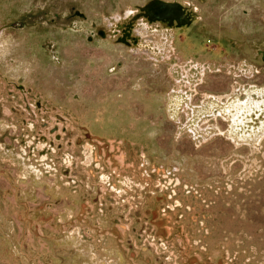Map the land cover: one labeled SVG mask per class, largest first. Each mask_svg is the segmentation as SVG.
<instances>
[{
    "label": "rangeland",
    "instance_id": "1",
    "mask_svg": "<svg viewBox=\"0 0 264 264\" xmlns=\"http://www.w3.org/2000/svg\"><path fill=\"white\" fill-rule=\"evenodd\" d=\"M0 264H264V0H0Z\"/></svg>",
    "mask_w": 264,
    "mask_h": 264
}]
</instances>
